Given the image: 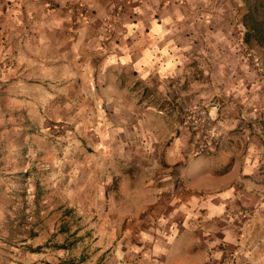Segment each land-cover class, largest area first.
Here are the masks:
<instances>
[{
	"label": "rangeland",
	"instance_id": "obj_1",
	"mask_svg": "<svg viewBox=\"0 0 264 264\" xmlns=\"http://www.w3.org/2000/svg\"><path fill=\"white\" fill-rule=\"evenodd\" d=\"M139 1L98 17L81 1L0 0V264H105L126 233L152 243L141 232L178 193L158 189L176 180L171 147L192 158L236 140L264 185V47L245 41L243 1H157L172 67L150 78L106 58ZM252 213L235 211L240 234ZM226 251L208 264H245Z\"/></svg>",
	"mask_w": 264,
	"mask_h": 264
},
{
	"label": "crops",
	"instance_id": "obj_2",
	"mask_svg": "<svg viewBox=\"0 0 264 264\" xmlns=\"http://www.w3.org/2000/svg\"><path fill=\"white\" fill-rule=\"evenodd\" d=\"M57 1L63 6L69 0ZM70 1L89 4L98 17H103L115 3V0ZM144 1L153 4L145 6ZM144 1L120 11L122 21L117 28L121 37L119 43L110 46L106 55L108 65L132 69L144 78L169 75L171 63L161 54L173 44H167L168 38L160 41V36L169 32L166 20H160L167 17V10L160 11L163 14L158 16L155 3L161 0ZM92 21L80 28L90 30L95 27ZM237 143L233 140L222 151L192 158L183 155L185 146L179 151L171 147L164 160L170 167L164 171L166 178L176 180L158 189L162 194L166 189L178 192V187H182L180 195L157 200L152 230L149 228L148 233L140 235L152 243L131 246L128 244L131 234L126 233L115 250L109 252L105 264H208L212 259L220 260L231 247L238 250L245 264H264L263 178L254 157L231 151L230 146ZM242 207L253 213L240 234L235 227V211ZM145 235L147 238H143Z\"/></svg>",
	"mask_w": 264,
	"mask_h": 264
},
{
	"label": "trees",
	"instance_id": "obj_3",
	"mask_svg": "<svg viewBox=\"0 0 264 264\" xmlns=\"http://www.w3.org/2000/svg\"><path fill=\"white\" fill-rule=\"evenodd\" d=\"M244 10L242 23L245 27L244 38L248 43L264 47V0H242Z\"/></svg>",
	"mask_w": 264,
	"mask_h": 264
},
{
	"label": "built area",
	"instance_id": "obj_4",
	"mask_svg": "<svg viewBox=\"0 0 264 264\" xmlns=\"http://www.w3.org/2000/svg\"><path fill=\"white\" fill-rule=\"evenodd\" d=\"M196 115L199 118V121H202V123H206V119H208L207 111L205 108H198L196 110ZM195 121V120H194ZM178 192L182 191V187H178L177 189Z\"/></svg>",
	"mask_w": 264,
	"mask_h": 264
}]
</instances>
